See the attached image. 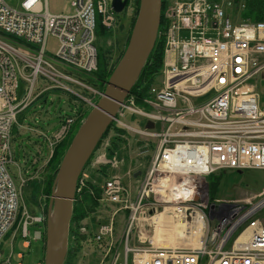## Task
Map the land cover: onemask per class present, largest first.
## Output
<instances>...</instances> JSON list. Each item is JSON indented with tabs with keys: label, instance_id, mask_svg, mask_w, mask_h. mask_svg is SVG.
<instances>
[{
	"label": "built area",
	"instance_id": "obj_1",
	"mask_svg": "<svg viewBox=\"0 0 264 264\" xmlns=\"http://www.w3.org/2000/svg\"><path fill=\"white\" fill-rule=\"evenodd\" d=\"M15 1L18 8L0 0V258L6 238L13 244L20 235L28 246L43 234L31 230L43 217L24 205L26 180L17 184L9 170L13 125L50 88L88 101L82 91L90 86L74 73L98 69L97 29L116 26L110 0H72L68 14L51 13L47 0ZM163 34L160 84L143 105L128 95L114 118L151 158L134 198L120 176L102 185L107 201L130 212L109 264H264V191L240 203L212 201L209 182L221 170H264V107L248 84L264 71V22L235 23L211 0H176ZM51 36L55 53L47 50ZM128 116L143 126L133 128ZM73 124L65 118L54 141ZM163 215L183 224L181 244L156 240L172 226L160 225ZM113 235V225H102L94 240ZM0 264H12L11 256Z\"/></svg>",
	"mask_w": 264,
	"mask_h": 264
},
{
	"label": "rangeland",
	"instance_id": "obj_2",
	"mask_svg": "<svg viewBox=\"0 0 264 264\" xmlns=\"http://www.w3.org/2000/svg\"><path fill=\"white\" fill-rule=\"evenodd\" d=\"M21 1V0H20ZM71 1L72 0H47V6L48 10L53 14H68L72 12L71 7ZM222 5L224 10L226 11L227 15L231 18L233 22H237L243 19L244 11L242 10L244 7L245 2L242 0H213ZM10 4L13 6H16L18 8L19 1L15 0H9ZM176 0H168L165 12H164V19L169 22L172 18V10L174 8ZM134 0H132V3H130V9L128 8L129 15L131 17L133 11H134ZM128 15V17H129ZM129 17V20H130ZM247 17V16H246ZM252 18L247 17V19H244L243 21H251ZM126 22V29L125 32H112L109 33L106 36L97 35L96 39V46L98 48V51H102L104 49H107L110 41H122L123 43H126L125 40L128 33L129 24H127L128 18H124ZM129 23V22H128ZM166 31V30H165ZM164 33V32H163ZM118 44V51H121V44L120 42H117ZM120 44V45H119ZM125 46V45H124ZM123 46V47H124ZM59 47V42L54 37H49L47 41V50L49 52L55 53L56 50ZM126 47V46H125ZM124 47V48H125ZM123 48V49H124ZM118 55V52H116L115 56ZM163 78L162 73L160 76L159 81H161ZM160 84V82H159ZM158 84V85H159ZM248 84L253 85L255 91L259 95V103L264 107V71L257 76H254ZM88 85V84H87ZM90 86V85H88ZM22 84L19 86L18 93L20 94L22 91ZM90 93L93 94V97H87L88 101L85 100V102L90 106V110L93 108V103L95 104L97 100L100 99L102 93L99 92L94 87L90 86V89H87ZM47 100L43 102L42 100H36L34 104L31 105V107L28 108L26 111V114L33 112L32 118V124L33 125H39L50 122L53 128H59L61 122L57 120L56 115L62 116L65 114L72 113L70 110L69 104L71 103L69 100V95L62 90L59 89H49L47 92ZM20 118V116H19ZM128 122L131 123V126L133 128L139 129L143 126V121L140 118H128ZM28 121H25L23 124H27ZM31 124V122H30ZM25 128H28L25 126ZM30 128H34L33 126H30ZM79 128V127H78ZM17 128L14 126L13 131L15 132ZM38 130V129H36ZM25 133V131H24ZM54 132L51 130H46V132H43L44 138L42 136L38 137H32V142H38V145H41V148L39 149L42 153H48L47 156L43 159H41L39 164V170L35 174L37 175L35 177V180L30 182V184L25 188V192H23V202L24 205L28 208V211L32 213L37 209V204L34 203L31 199V196H35L36 200L35 202L39 203V207L42 208L43 205H45V198L41 195V182L44 178H46L47 174V163L50 160V153L51 150H48L47 144L50 142L47 141L48 136H52ZM129 142V150L127 156H123L119 159L124 161V164L118 167V171L112 169V175H122L124 180V185L127 188V191L129 193L130 198H134L136 195V192L138 191V188L141 184V178L134 176L133 171L142 169L140 160H143L144 164H146L148 161L145 160V153L143 154L141 152V149L138 147V144L145 143L144 141H140L138 138H132L130 136L128 138ZM55 146V145H54ZM23 147V148H22ZM51 147V146H50ZM105 143H103L98 150L93 153L92 160L90 162V165L88 167V170L86 171V175L92 174L93 169H95L98 165V162L103 157V153L105 150ZM13 149L16 152L17 156L14 158V162H12L9 165V170L11 175L13 176L15 182L17 184L20 183L23 176V171L21 170V165L24 162V153L30 152V156L33 155V151H35L36 148H34V145L28 143L27 140H18L13 145ZM25 150V151H24ZM38 151L36 150V153ZM146 166V165H145ZM127 172L129 175L127 176ZM212 179V181L220 179L221 184L217 189L216 194H214V197L211 199L212 201H229V202H243L247 199V197L251 196L253 193L264 191V170L262 169H246L243 171V173H239L237 170L228 169V170H221L218 172H215L209 177V180ZM25 193V194H24ZM211 193V190H210ZM51 198V197H50ZM101 202L103 203V208L101 211L97 212L96 222L92 223L90 222V219H85L84 223H92L91 229L89 231V228H82L83 233H90L94 232L96 233V230H98L102 225H113L114 228L117 230L116 234L112 236L110 239L109 236L106 238L104 237L103 240L99 243V241L94 240V234L87 240L86 242H83L82 250L80 252V255L77 260V264H109L110 257L113 254V252L116 250L117 245L120 244L121 238H122V231L124 229V225L127 223V220L129 218V210H127L124 207H121L118 204H113L109 201H107L104 198L103 191L101 189L100 194ZM50 201V200H49ZM169 226L167 224L165 227ZM172 227V226H171ZM171 229L164 230L167 232L165 236H159L156 237V240L159 242L160 245L167 246V245H176L181 244L183 240H178L177 235H169ZM70 236V234H69ZM150 239H154L153 237H150ZM43 241L39 240H33L32 245L28 248H25L23 246V239L20 235L17 236L16 240L11 244L10 238H6L3 241L2 246V256L0 258V262L4 259H8L11 256L12 264H35L36 260L41 254L42 251V244ZM70 243V239H69ZM149 244V242H147ZM24 253V257L20 258L18 257V253Z\"/></svg>",
	"mask_w": 264,
	"mask_h": 264
},
{
	"label": "trees",
	"instance_id": "obj_3",
	"mask_svg": "<svg viewBox=\"0 0 264 264\" xmlns=\"http://www.w3.org/2000/svg\"><path fill=\"white\" fill-rule=\"evenodd\" d=\"M167 1L168 0H162V20L159 29L160 33L157 38L155 47L151 52L137 82L135 83L131 92L129 93V97L134 96L136 98L137 105H143L144 99L149 97V92L151 88L158 85L160 82L159 79L164 64L165 35L163 34V32L168 28L170 24V21L167 22V20L164 19V12H165L164 10ZM243 1L245 2L243 6L244 8L242 9L244 11V16L243 19H241V21L247 19V17H250L252 18L251 21L253 22H257V21L264 22V0H242V2ZM129 3H132V0H129ZM133 4H134L133 7L134 11L131 17L129 15L130 20L127 15L128 17L127 24H129L128 33L126 37L127 40H125L126 43H123L122 41L120 42L122 50L120 51V54L118 55L116 61L113 62V58H112L113 50L107 48L100 51L98 54L99 57L98 70L92 73H76V72L74 73V75H76L77 77L85 81L88 85L94 87L101 93L105 91L107 81L128 45L132 27L134 25V22L138 14L140 0H134ZM127 17L116 14L117 19H116L115 28L111 30H107L106 28L99 26L97 30V35L100 34L106 36L113 31H116L118 33L124 32V30L126 29V22L124 18ZM65 93L69 95V100L71 102L69 104V107L72 113L65 114L62 116L56 115V118L58 121L62 123L65 120V118L74 117L75 123L70 133L62 141L55 144L54 152L50 156V160L48 161L49 163H47L46 178H44L41 181L43 182L41 187V195L42 197L45 198V205H43L42 208H40L39 203L35 202L36 197L31 196L32 201L37 204L38 210H35L31 213L32 215L35 216L47 215L49 200L53 192V187L58 173V168L60 166L62 158L68 146L70 145L72 138L77 132L78 127L80 126L82 120L90 112V106H88V104L83 99L79 98L78 96L72 93L69 92H65ZM83 94L86 97H90V98L93 97V94L90 93L88 90H83ZM36 100H42L43 102H45L47 100V93L46 92L42 93L34 100L33 103H31V105L34 104ZM31 105H29L19 114L20 118L18 116V122L13 125V127L15 126L17 130L15 132L13 131L12 142H11L14 158H16L17 154L13 149V145L18 140H27L29 144H31L32 146L34 145V148H36L35 151H33V155L31 156H30V152L24 153V162L21 165V170L23 171L22 177L26 179V183L23 188L24 192H25V188H27L30 182L35 180V177L37 176L35 174L39 170V164L41 162L40 160L45 158L49 153V151L48 153H42L39 150L41 148V145L40 144L38 145V142H32L31 138L32 137L39 138L40 136L44 138L43 132H46V130H51L52 132L58 130L57 128H53L50 122L42 124L41 126L33 125L31 119L33 112L26 114V111L28 110L29 107H31ZM131 118H133V116H131ZM25 121H28L26 125L23 124ZM25 126H27L28 128H25ZM30 126H33L34 128L31 129ZM127 136H128V132L126 131V129L117 126V124L113 122L105 132L102 139L100 140L96 150H98V148L103 143H105L106 154L109 158H112L116 155L120 158L123 156H127L128 154L127 152L129 150L128 148L129 142ZM47 147L48 150H50L49 144H47ZM36 150L38 151L37 153ZM92 157L85 165L84 170L78 180V187H77L78 190L73 203V214L70 223V236H69L70 243L68 248V254L64 264H77L78 257L82 250L83 242L89 240L92 234H94V232L83 233L81 230L83 227H85V228H89L90 231V229L92 228L91 224L97 221L96 220L97 212L101 211L103 208V203L101 202V198H100L101 185L113 173L111 166L109 164H98L97 167L93 169L92 174L85 176L86 171L88 170V167L92 160ZM149 158L150 156H147L146 159L148 160ZM220 184H221L220 179H217L215 181L214 180L212 181V179H210V190L212 197H214V194H216ZM85 219H90V222L92 221V223L85 224L84 223ZM45 222L46 221H44L43 224H45ZM42 244L43 245H42L41 254L36 260L35 264L38 262H40L41 264L44 263L45 236L43 237Z\"/></svg>",
	"mask_w": 264,
	"mask_h": 264
},
{
	"label": "water",
	"instance_id": "obj_4",
	"mask_svg": "<svg viewBox=\"0 0 264 264\" xmlns=\"http://www.w3.org/2000/svg\"><path fill=\"white\" fill-rule=\"evenodd\" d=\"M128 1L112 0L114 12L122 13ZM161 20L162 0H140L128 45L109 77L105 91L81 123L62 158L48 205L44 264L65 263L78 180L120 105L137 82L157 42ZM147 126L154 124L148 122Z\"/></svg>",
	"mask_w": 264,
	"mask_h": 264
},
{
	"label": "bare ground",
	"instance_id": "obj_5",
	"mask_svg": "<svg viewBox=\"0 0 264 264\" xmlns=\"http://www.w3.org/2000/svg\"><path fill=\"white\" fill-rule=\"evenodd\" d=\"M162 219H163V221H160V225L163 227V228H166L165 226L167 225V224H170V225H172V227H169L171 230H173V231H175V232H173V231H171L170 233H169V235H177L179 238H178V240H182V231H183V224L182 223H178V222H171L170 223V219L169 218H167V217H165L164 215L162 216ZM213 233H217V230H213ZM165 234H167V232H164V234H160V235H158V237L159 236H165Z\"/></svg>",
	"mask_w": 264,
	"mask_h": 264
},
{
	"label": "flooded vegetation",
	"instance_id": "obj_6",
	"mask_svg": "<svg viewBox=\"0 0 264 264\" xmlns=\"http://www.w3.org/2000/svg\"><path fill=\"white\" fill-rule=\"evenodd\" d=\"M128 8L130 9V3H129V1H128V4L125 7V9L119 15H121V16L123 15V16H126L127 17V15H129ZM117 42H121V41H119V40L110 41V44L108 46V49L113 50V54H112L113 62L116 61L118 55L120 54V51H118V44H117ZM116 52H118V55L117 56H115Z\"/></svg>",
	"mask_w": 264,
	"mask_h": 264
},
{
	"label": "crops",
	"instance_id": "obj_7",
	"mask_svg": "<svg viewBox=\"0 0 264 264\" xmlns=\"http://www.w3.org/2000/svg\"><path fill=\"white\" fill-rule=\"evenodd\" d=\"M241 21V20H240ZM237 22H239V20L237 21ZM39 241H42V240H39ZM32 245V244H31ZM36 264H41L40 262H38V263H36Z\"/></svg>",
	"mask_w": 264,
	"mask_h": 264
}]
</instances>
